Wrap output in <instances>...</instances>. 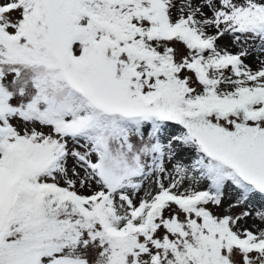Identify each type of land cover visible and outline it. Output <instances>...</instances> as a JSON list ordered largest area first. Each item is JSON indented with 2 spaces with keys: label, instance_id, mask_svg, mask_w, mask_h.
Listing matches in <instances>:
<instances>
[{
  "label": "snow or ice",
  "instance_id": "obj_1",
  "mask_svg": "<svg viewBox=\"0 0 264 264\" xmlns=\"http://www.w3.org/2000/svg\"><path fill=\"white\" fill-rule=\"evenodd\" d=\"M252 51L264 0H0V264H264Z\"/></svg>",
  "mask_w": 264,
  "mask_h": 264
},
{
  "label": "rangeland",
  "instance_id": "obj_2",
  "mask_svg": "<svg viewBox=\"0 0 264 264\" xmlns=\"http://www.w3.org/2000/svg\"><path fill=\"white\" fill-rule=\"evenodd\" d=\"M207 11V9H206ZM211 15V13H208ZM217 44L220 48L226 49L227 51L235 54L241 50V46L234 42V38L231 35H225L221 37ZM178 49L177 58L179 59L181 55L186 54L187 49L183 44H175L174 45ZM264 60V53H260L259 51H252L251 54L245 59V63L248 64L253 70H256L260 66V61ZM82 191L87 192V189H82ZM261 205H264V200H258L253 202V205L249 209H244L242 207H236L231 209V213L235 215H239L242 211L248 210L251 211L252 215L246 220H241L240 225L242 228H251L252 230H256V226L264 227V224H261L258 218H256V212L260 210H264L261 208ZM214 211L218 213H223L228 211L227 209V201L224 208L214 209ZM89 259H95V253H89ZM236 260L239 262L241 258L239 256L236 257Z\"/></svg>",
  "mask_w": 264,
  "mask_h": 264
}]
</instances>
